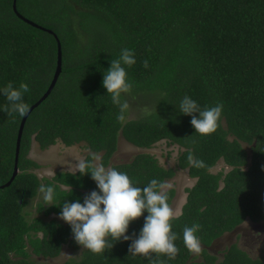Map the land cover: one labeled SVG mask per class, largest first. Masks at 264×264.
Returning a JSON list of instances; mask_svg holds the SVG:
<instances>
[{
  "label": "trees",
  "instance_id": "16d2710c",
  "mask_svg": "<svg viewBox=\"0 0 264 264\" xmlns=\"http://www.w3.org/2000/svg\"><path fill=\"white\" fill-rule=\"evenodd\" d=\"M12 2L0 0V89L26 83L23 101L28 109L34 105L53 79L57 42L61 70L49 95L25 120L18 174L8 186L22 116L4 111L8 101L0 93V264H42L36 258H56L64 245L81 252L62 264H150L129 255L132 240L114 242L101 254L82 249L70 225L51 216L59 217L63 203L83 204L87 194L99 191L96 182L90 173L65 171L40 179L34 170L41 165L28 157L33 140L42 150L58 141L65 147L83 143L85 160L100 154L107 167L120 136L139 149L159 141L179 148L176 168L161 166L149 152L111 165L133 186L146 187L152 179L165 184L176 169L196 179L186 189L182 215L171 222L179 252L175 259L151 254L156 264H264V258L252 259L236 244L221 259L207 249L246 219L264 221V0H16L15 11ZM124 48L136 60L126 67L130 93L151 98L154 109L137 119H128L127 109L121 122L120 107L102 81ZM185 95L201 109L223 103L216 132L195 134L191 116L179 112ZM125 99L122 93L121 103ZM190 152L202 167L188 164ZM220 160L228 171L212 172ZM41 185L54 188L56 206L41 197L32 215L26 208ZM165 191L171 206L175 190ZM147 215L145 210L131 222L126 234L138 238ZM197 222L202 248L195 254L184 246L183 228Z\"/></svg>",
  "mask_w": 264,
  "mask_h": 264
},
{
  "label": "clouds",
  "instance_id": "9594fccd",
  "mask_svg": "<svg viewBox=\"0 0 264 264\" xmlns=\"http://www.w3.org/2000/svg\"><path fill=\"white\" fill-rule=\"evenodd\" d=\"M135 63L134 52L128 48L122 49L119 58L111 60V66L104 74L102 81L113 104L120 107L117 119L121 122L125 120V112L128 108L127 103H121V95L129 93L133 87L127 81L126 67H131ZM143 66L148 68L147 60L143 62ZM28 91L29 87L26 83H21L19 88H14L9 82L0 89V93L8 101L4 111L8 115L17 113L24 116L29 109L23 101V95ZM223 107V103L218 102L215 106L201 109L195 100L185 95L179 104V112L191 116L190 123L195 129V134L203 138L210 136L218 129ZM74 160L76 161L74 164L68 162V173L73 176L77 172L82 175L90 173L99 189L87 194L83 204L79 200L63 203L58 217L70 225L73 238L82 249L93 254H101L106 249L110 250L114 242L123 239L124 241L132 240L128 248L129 255L143 256L150 261V264H156V261L152 260L153 253L156 254L157 259L161 256L175 259L179 249L174 242L178 237L172 231L171 222L182 215V212L174 210L168 203L165 189L170 187L169 185L152 179L146 187L133 186L126 173L111 166L105 167L99 154H92L90 161L82 158H74ZM187 161L190 166L198 168L203 166L202 161L195 159L191 152ZM48 174L55 175L53 170ZM39 191L47 206H56L53 203L55 190L52 186L41 185ZM145 210L148 215L144 225L139 237L133 239L126 234L129 225L140 218ZM201 227L197 222L183 228L184 246L195 254L202 248L196 235ZM238 227L233 232L237 231ZM208 252L210 253L209 250Z\"/></svg>",
  "mask_w": 264,
  "mask_h": 264
},
{
  "label": "rangeland",
  "instance_id": "374dc122",
  "mask_svg": "<svg viewBox=\"0 0 264 264\" xmlns=\"http://www.w3.org/2000/svg\"><path fill=\"white\" fill-rule=\"evenodd\" d=\"M75 7V6H74ZM79 10L78 7H75ZM40 21V19L36 20ZM130 93V92H129ZM123 93L125 96L126 103L128 104V119H137L147 113H150L154 109V102L151 101V98L147 97L146 99H141L139 96L131 95V93ZM32 147H30V155L32 157L39 158L41 163L40 168L34 170V173L38 176V178H50L53 175H49L50 171H54V173L63 171L68 167V159L69 163H76L74 158H82L85 159V156L88 153V150L84 148L83 143L76 144L70 147H65L61 142H57L54 145H51L48 149H50L47 153L41 154L36 147V142L33 140L31 143ZM248 152V157L251 155V151L248 146L244 145ZM32 149V150H31ZM32 151H34L32 153ZM140 152H149L153 154L159 161L160 165L165 168H176V158L178 156L179 148L177 146H166L165 141L157 142L151 149H139L131 144L127 143L121 136L118 139L117 151L114 153L113 157L110 160L109 165L107 167L128 162L131 158ZM37 154V155H35ZM100 155V154H99ZM223 169L225 172L228 171L229 167H226L224 163L220 160L218 163L212 168V172H218ZM68 172V171H65ZM196 182L195 178H191L188 176L186 169H176L175 176L166 181V185L173 188L175 190V196L173 198L172 208L174 210H180L181 205L185 202L186 198V189L191 188ZM42 194L39 193V196L35 198L32 202L29 203L26 210L34 215L35 204L38 200H41ZM51 217L58 218L56 215H52ZM60 220V219H59ZM62 221V220H60ZM244 223V222H243ZM243 223L241 225H243ZM241 225L239 227H241ZM241 228H244L243 226ZM249 228L243 229L244 231L240 236L246 242L254 243L256 241L262 240L263 235H257L252 230H248ZM264 239V238H263ZM81 249L73 250L69 248L67 245L63 246L61 254L53 259H42L36 258V261L41 262L42 264H62L64 261L70 258H78L80 255Z\"/></svg>",
  "mask_w": 264,
  "mask_h": 264
},
{
  "label": "crops",
  "instance_id": "0c3cea01",
  "mask_svg": "<svg viewBox=\"0 0 264 264\" xmlns=\"http://www.w3.org/2000/svg\"><path fill=\"white\" fill-rule=\"evenodd\" d=\"M32 147V145H31ZM36 147H38V150L41 152V154L47 153L50 149H40L38 143L36 142ZM32 150V149H31ZM31 152V151H30ZM29 152V153H30ZM34 151H32L33 153ZM30 155V154H28ZM37 155V154H35ZM29 157V156H28ZM30 159L34 160L37 163H41V160L39 158L36 159V157H32V155L29 157ZM67 162H70L68 159ZM63 171H68L67 169H64ZM173 204V202H172ZM184 204V203H183ZM182 204V205H183ZM181 205V206H182ZM181 211V207H180ZM244 228H241V227ZM249 228L248 230H252L257 235H263L262 240L256 241L254 243H248L245 240H243L240 236L244 231L243 229ZM241 227H238L239 229L235 232H227L224 233L222 236H220L217 240L212 242L211 246L208 248L210 253L216 255L219 259L222 258L223 251L234 244L237 245V247L244 252H246L252 259H263L264 258V221L263 222H252L249 219H246L241 225Z\"/></svg>",
  "mask_w": 264,
  "mask_h": 264
},
{
  "label": "water",
  "instance_id": "95a60500",
  "mask_svg": "<svg viewBox=\"0 0 264 264\" xmlns=\"http://www.w3.org/2000/svg\"><path fill=\"white\" fill-rule=\"evenodd\" d=\"M15 1L16 0H13V2H12V7H13L14 11H15ZM18 16H19V18H21L25 22L37 27V25L35 23L25 19L20 14H18ZM60 70H61V48H60V43L57 42V61H56V68H55V71H54V74H53V79H52L48 89L46 90V92L42 95V97L34 105H32L29 108L28 112L24 116H22V118H21V121H20V124H19V128H18V131H17V136H16L13 171H12V174H11V177H10L9 181L5 184L6 186H8L10 184V182L13 180V178L18 174L17 161H18V154H19V148H20V139H21L22 130H23V126H24L25 120H26L27 116L29 115V113L31 112V110L34 107H36L42 100H44L49 95V93L51 92V90H52V88H53V86H54V84H55V82L57 80V77H58V75L60 73ZM1 187H3V186H1Z\"/></svg>",
  "mask_w": 264,
  "mask_h": 264
},
{
  "label": "bare ground",
  "instance_id": "6f19581e",
  "mask_svg": "<svg viewBox=\"0 0 264 264\" xmlns=\"http://www.w3.org/2000/svg\"><path fill=\"white\" fill-rule=\"evenodd\" d=\"M210 246H211V245H210ZM210 246H209V247H210ZM209 247H208V248H209ZM208 248H207V249H208Z\"/></svg>",
  "mask_w": 264,
  "mask_h": 264
},
{
  "label": "flooded vegetation",
  "instance_id": "af4514ba",
  "mask_svg": "<svg viewBox=\"0 0 264 264\" xmlns=\"http://www.w3.org/2000/svg\"><path fill=\"white\" fill-rule=\"evenodd\" d=\"M238 229H239V228H238ZM238 229H237V230H238Z\"/></svg>",
  "mask_w": 264,
  "mask_h": 264
}]
</instances>
